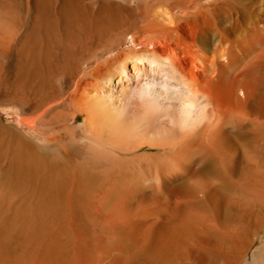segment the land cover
<instances>
[{
  "label": "bare ground",
  "instance_id": "bare-ground-1",
  "mask_svg": "<svg viewBox=\"0 0 264 264\" xmlns=\"http://www.w3.org/2000/svg\"><path fill=\"white\" fill-rule=\"evenodd\" d=\"M2 77L0 264H264V0H0Z\"/></svg>",
  "mask_w": 264,
  "mask_h": 264
},
{
  "label": "rangeland",
  "instance_id": "rangeland-1",
  "mask_svg": "<svg viewBox=\"0 0 264 264\" xmlns=\"http://www.w3.org/2000/svg\"><path fill=\"white\" fill-rule=\"evenodd\" d=\"M200 18V17H199ZM198 18V20L199 21H197V24L199 23V22H201V20H202V18H200L199 19ZM6 82H8L7 81V77H2V80L0 81V108L2 107L3 108V105L5 104V102L4 101H6V97H7V89H8V84L6 83ZM7 85H6V84ZM5 95V96H4ZM0 120H2L3 122H5V120L2 118V117H0ZM8 122V121H7ZM143 150V149H142ZM76 221V224L77 225H79V228H80V231H79V234H80V238L82 239V241H83V246L84 247H86V248H83L84 249V251L86 252V253H88V260H86L85 262H83V261H79L78 260V258L77 257H75V249H74V247H73V243H72V240H71V234L69 233V232H65L63 235H61V234H59V236H57V235H55V234H53L52 235V237H50L49 238V243H48V245H47V250H46V259H45V264H82V263H79V262H83L84 264H86V262H89V264L91 263H94V264H102V263H99L98 261H99V259H97V256H96V254H97V252L100 250V244H97V243H100V240H98L99 239V236H98V234H97V236H96V233L98 232V230L97 229H90V227H92L90 224L92 223H94L93 221L90 223V222H87V224H85L86 223V221H80V220H75ZM78 223H81V224H78ZM89 223V224H88ZM97 223V221L95 222V224ZM87 226H89V228H86ZM94 226V225H93ZM85 229L88 231V229H89V234L91 233V231H96V233H93L94 235H89L88 234V232L87 231H85ZM85 231V233H87V234H85V233H83L84 231ZM91 230V231H90ZM82 232V233H81ZM82 234H84V235H82ZM114 234H116V236H117V234H118V240L121 242L122 241V239H123V235L121 234V232L120 233H114ZM121 234V235H120ZM62 236H64V237H62ZM68 236H70V238L68 237ZM88 236H89V238H88ZM92 236V237H91ZM94 237V238H93ZM97 237H98V239H97ZM61 239V244L63 245V249L61 248V246L60 247H58L57 245H55L56 244V242H57V240L58 239ZM91 238V239H90ZM96 238V239H95ZM91 241V242H87V241ZM93 241V242H92ZM97 242V243H96ZM71 243V244H70ZM87 243V244H86ZM92 243L94 244V245H92ZM92 246V247H94L95 249L94 250H92L91 248L92 247H90V245ZM69 245V246H68ZM71 245V246H70ZM97 245H98V247H97ZM54 246V247H53ZM57 246V247H56ZM96 246V247H95ZM53 247V248H52ZM90 247V248H89ZM88 248H89V250H88ZM91 249V250H90ZM87 250H88V252H87ZM91 251V252H90ZM86 253H85V256H86ZM105 253H107V252H105ZM90 254V255H89ZM108 254V253H107ZM87 256L85 257V258H87ZM95 258V260H94V262H92L91 260L92 259H94ZM48 260V261H47ZM108 260H109V257H108ZM78 261V262H77ZM111 261V260H110ZM110 261H108V262H110ZM9 262V263H8ZM8 262H6V263H3V264H13L12 262H11V259L8 261ZM11 262V263H10ZM39 262V261H38ZM37 261L36 262H34V263H28V264H39ZM107 262V263H108ZM112 262V261H111ZM42 263H44V260H43V262ZM15 264V263H14ZM18 264V263H17ZM19 264H25V263H23V262H21V263H19ZM88 264V263H87ZM110 264V263H109Z\"/></svg>",
  "mask_w": 264,
  "mask_h": 264
}]
</instances>
